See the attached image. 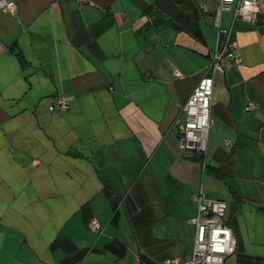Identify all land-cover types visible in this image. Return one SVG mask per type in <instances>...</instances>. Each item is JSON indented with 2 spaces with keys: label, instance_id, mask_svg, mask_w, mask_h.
<instances>
[{
  "label": "crops",
  "instance_id": "crops-1",
  "mask_svg": "<svg viewBox=\"0 0 264 264\" xmlns=\"http://www.w3.org/2000/svg\"><path fill=\"white\" fill-rule=\"evenodd\" d=\"M221 23L241 62L214 75L201 155L176 127L216 41L197 1L0 0V264L187 257L200 186L228 203L224 264H264V16Z\"/></svg>",
  "mask_w": 264,
  "mask_h": 264
},
{
  "label": "built area",
  "instance_id": "built-area-1",
  "mask_svg": "<svg viewBox=\"0 0 264 264\" xmlns=\"http://www.w3.org/2000/svg\"><path fill=\"white\" fill-rule=\"evenodd\" d=\"M90 3L91 0H76ZM204 13H210L212 25L216 28V41L210 53V62L206 72L201 75L182 106L184 118L177 121L179 145L203 155L207 147L208 129L211 124L210 110L213 78L216 72L223 71L225 60L239 64L238 42L232 36L231 27L221 23L223 13H230L232 18L252 21L264 16V0H195ZM4 9L14 12L13 1L3 2ZM177 74H179L177 72ZM69 96L60 95L51 107L58 111L67 109ZM254 105L249 101L244 109ZM206 168L202 162V171ZM191 200L195 203V213L187 218L194 226V240L190 255L170 257L165 264H224L225 258L235 249V239L227 221L228 203L222 198L208 197L200 186L192 192ZM264 210V207H263ZM89 226L96 229L98 223L91 219Z\"/></svg>",
  "mask_w": 264,
  "mask_h": 264
},
{
  "label": "trees",
  "instance_id": "trees-1",
  "mask_svg": "<svg viewBox=\"0 0 264 264\" xmlns=\"http://www.w3.org/2000/svg\"><path fill=\"white\" fill-rule=\"evenodd\" d=\"M150 11V7L146 8V12ZM21 60L23 61V59L21 58ZM207 166V165H206ZM214 174H216L217 176H221L220 172L218 170L214 171Z\"/></svg>",
  "mask_w": 264,
  "mask_h": 264
}]
</instances>
